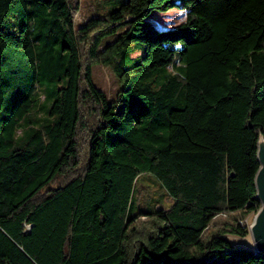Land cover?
Returning <instances> with one entry per match:
<instances>
[{
	"label": "trees",
	"instance_id": "16d2710c",
	"mask_svg": "<svg viewBox=\"0 0 264 264\" xmlns=\"http://www.w3.org/2000/svg\"><path fill=\"white\" fill-rule=\"evenodd\" d=\"M79 6L0 0V264H264L225 237L260 206L264 0Z\"/></svg>",
	"mask_w": 264,
	"mask_h": 264
},
{
	"label": "rangeland",
	"instance_id": "374dc122",
	"mask_svg": "<svg viewBox=\"0 0 264 264\" xmlns=\"http://www.w3.org/2000/svg\"><path fill=\"white\" fill-rule=\"evenodd\" d=\"M118 0H80V6L74 13L76 21L85 19L86 17L101 14L102 12L112 9L116 6ZM184 18V9L173 6L167 10L152 9L147 14L146 19L153 27H170ZM109 39V38H108ZM92 79L94 83L102 88L109 98L113 99L116 96L118 81L111 69L102 64H94L92 66ZM145 177H147L145 175ZM148 178V177H147ZM167 200L171 198L167 197ZM254 213L249 212L240 221L250 224ZM225 237L234 247L254 248L252 237L248 231L245 235L225 234Z\"/></svg>",
	"mask_w": 264,
	"mask_h": 264
},
{
	"label": "water",
	"instance_id": "95a60500",
	"mask_svg": "<svg viewBox=\"0 0 264 264\" xmlns=\"http://www.w3.org/2000/svg\"><path fill=\"white\" fill-rule=\"evenodd\" d=\"M256 153L259 166L254 176V183L260 206L248 225V231L252 237L253 250L264 252V137L261 134H259L257 139Z\"/></svg>",
	"mask_w": 264,
	"mask_h": 264
}]
</instances>
